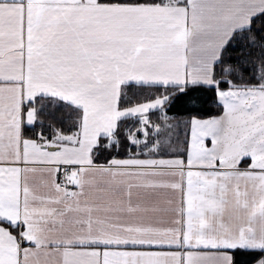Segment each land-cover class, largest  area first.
Listing matches in <instances>:
<instances>
[{"label": "snow or ice", "instance_id": "obj_1", "mask_svg": "<svg viewBox=\"0 0 264 264\" xmlns=\"http://www.w3.org/2000/svg\"><path fill=\"white\" fill-rule=\"evenodd\" d=\"M0 264H264V0H0Z\"/></svg>", "mask_w": 264, "mask_h": 264}, {"label": "trees", "instance_id": "obj_2", "mask_svg": "<svg viewBox=\"0 0 264 264\" xmlns=\"http://www.w3.org/2000/svg\"><path fill=\"white\" fill-rule=\"evenodd\" d=\"M183 106L180 101H177L175 108L173 109L174 112H182Z\"/></svg>", "mask_w": 264, "mask_h": 264}]
</instances>
